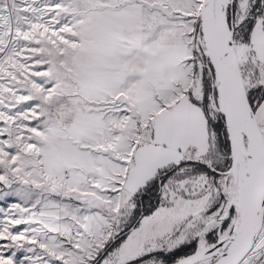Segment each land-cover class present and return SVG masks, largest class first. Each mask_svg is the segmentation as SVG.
Segmentation results:
<instances>
[{
    "label": "snow or ice",
    "instance_id": "6c2138e0",
    "mask_svg": "<svg viewBox=\"0 0 264 264\" xmlns=\"http://www.w3.org/2000/svg\"><path fill=\"white\" fill-rule=\"evenodd\" d=\"M0 264H264V0H0Z\"/></svg>",
    "mask_w": 264,
    "mask_h": 264
}]
</instances>
